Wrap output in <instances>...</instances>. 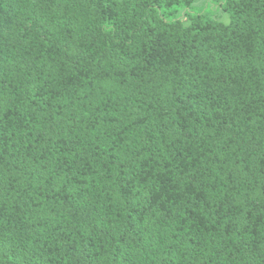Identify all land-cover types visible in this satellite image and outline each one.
I'll return each instance as SVG.
<instances>
[{
  "label": "trees",
  "instance_id": "trees-1",
  "mask_svg": "<svg viewBox=\"0 0 264 264\" xmlns=\"http://www.w3.org/2000/svg\"><path fill=\"white\" fill-rule=\"evenodd\" d=\"M195 3L0 0V264H264V0Z\"/></svg>",
  "mask_w": 264,
  "mask_h": 264
},
{
  "label": "rangeland",
  "instance_id": "rangeland-1",
  "mask_svg": "<svg viewBox=\"0 0 264 264\" xmlns=\"http://www.w3.org/2000/svg\"><path fill=\"white\" fill-rule=\"evenodd\" d=\"M224 0L220 2H213L211 0H196V3L192 9L181 10V13L195 14L196 12H201L203 15H210L218 19V21L228 24L230 19L229 15L223 11ZM79 264H82L78 260Z\"/></svg>",
  "mask_w": 264,
  "mask_h": 264
}]
</instances>
